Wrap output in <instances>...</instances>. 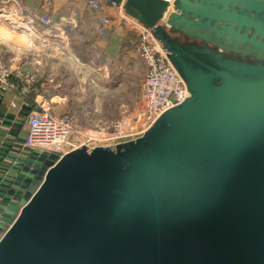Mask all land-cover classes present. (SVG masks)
I'll list each match as a JSON object with an SVG mask.
<instances>
[{"label":"water","instance_id":"95a60500","mask_svg":"<svg viewBox=\"0 0 264 264\" xmlns=\"http://www.w3.org/2000/svg\"><path fill=\"white\" fill-rule=\"evenodd\" d=\"M121 4L189 95L61 156L12 143L0 110V264H264V0Z\"/></svg>","mask_w":264,"mask_h":264},{"label":"crops","instance_id":"0c3cea01","mask_svg":"<svg viewBox=\"0 0 264 264\" xmlns=\"http://www.w3.org/2000/svg\"><path fill=\"white\" fill-rule=\"evenodd\" d=\"M100 1L103 10L93 12L86 7L84 0H0V14L4 10L11 15V18L9 15L7 18L12 27V29L0 27V47L2 50L3 47L11 50L9 57L14 62L11 66L20 72V76L13 72L17 89L5 92L2 100L3 110L13 112L18 110L11 108L10 101L20 104L21 89L29 90L28 103H43L51 112L69 106L71 103L67 102L69 93H84L87 100L75 97L78 100L76 107L83 112L86 123L89 124L84 128L92 130L100 125L98 123H110L116 119L121 120L122 128L130 127L127 116L120 114L127 110L128 101H131L126 99L130 96L128 88L132 79V65L140 60L136 53L139 37L128 22L121 0ZM35 13L49 15L58 24L57 28L49 30L46 25L35 21L33 18ZM100 16H107L110 19L102 38L97 37L95 29ZM21 17L24 26L18 25L19 21L16 22L21 20L19 19ZM17 29H22L26 35L21 37ZM22 40L27 43L26 46H31L29 48H32V43L44 46L41 49L45 55L43 58L49 62L47 70L49 73L46 72L45 82L41 81L37 73L25 75L20 66H15V62L22 60L19 56L24 54L20 50L24 42ZM57 47H61L63 51H57ZM52 49L55 53L49 54L48 50ZM52 57H61L67 66L77 65L78 69H70L64 75H55L51 70ZM98 79L111 83L112 89L108 94L115 106L113 110L115 114L95 112L102 109L103 102L96 101L98 98L94 99L89 92L94 90ZM142 82L139 84L141 93Z\"/></svg>","mask_w":264,"mask_h":264},{"label":"built area","instance_id":"2783aa9c","mask_svg":"<svg viewBox=\"0 0 264 264\" xmlns=\"http://www.w3.org/2000/svg\"><path fill=\"white\" fill-rule=\"evenodd\" d=\"M84 2L86 7L93 12L103 10L100 0H84ZM172 10L173 0H170L165 16ZM126 17L132 30L139 37L136 53L144 65L140 98L142 116L136 118L135 125L122 128V122L118 119L100 124L94 132L83 130L67 113L53 114L43 103H34V105L28 103L29 90L27 88L20 90L19 105L10 101L11 108H18L17 111L3 110L2 100L5 92L17 89L13 72H16L17 76H20V72L13 69L11 65L4 64L0 48V110L4 111L5 118L8 117L12 120L8 127L14 136V139L11 140L12 143L21 145L22 149H26L30 153L40 154L46 151L57 153L59 156L81 145L89 148L95 146L113 148L118 143L141 136L163 111L181 103L189 95L183 79L169 61L166 50L154 38L151 30L135 18L128 15ZM33 18L46 25L49 30L56 29L58 26L46 14L35 13ZM109 24L110 19L107 16L99 17L95 27L98 38H102L104 30ZM7 135H9L8 132Z\"/></svg>","mask_w":264,"mask_h":264},{"label":"rangeland","instance_id":"374dc122","mask_svg":"<svg viewBox=\"0 0 264 264\" xmlns=\"http://www.w3.org/2000/svg\"><path fill=\"white\" fill-rule=\"evenodd\" d=\"M5 11L2 10V13H4ZM7 12V11H6ZM7 15L8 12L6 13ZM126 14V13H125ZM127 15V14H126ZM11 18V15H9ZM129 16V15H128ZM8 16H0V27H8L10 29H12L11 27V22H9V18H7ZM21 19L20 20V23H22V17L19 18ZM18 22V21H17ZM13 25V24H12ZM20 26H24V25H20ZM20 35L21 37H24V35H26V33L22 30V29H17L16 30ZM15 35V34H14ZM25 39V38H23ZM24 41V40H22ZM25 41L23 42L22 44V47L20 48L21 52L24 53L22 55L19 56V58H21L22 60L20 61H17L15 62V66H20L24 72L25 75H31L33 73H37L41 79L42 82H45V75H47L49 73V71L47 72V70L49 69V62L47 60H45V58H43V52L41 51V49L44 48V46H39L37 43L34 45L32 43V48H29L31 46H26L25 45ZM38 47V48H36ZM1 48V47H0ZM57 51H63V49L61 47H57ZM80 50V49H79ZM38 53V55L36 54ZM48 53H52L54 54V50H48ZM2 54H3V57H4V64L5 65H12L14 62H12L11 60V57L10 54H11V50L6 48V47H3V50H2ZM8 55V56H7ZM61 56V55H60ZM6 57V59H5ZM37 58V59H36ZM11 61V62H10ZM67 63L65 61H62L61 57L60 58H55V57H52V63H51V70H52V73H55V75H64L66 74L70 69H78L77 65H66ZM72 64H75V63H72ZM132 79H131V84H130V88H128V92L130 93V96L127 97L126 100H131V101H128V106H127V110L126 111H123V113L120 114L123 115L125 114L127 116V119L129 120L130 124V127L134 126L135 125V122H136V118L139 116L141 117L142 116V112H141V108H140V98H141V90H140V87H139V84H140V81H143L144 79V67L141 63L140 60H138L137 62H134L133 65H132ZM47 72V74H46ZM111 83L108 82V80L106 82H103V80H96V85H94V90H90L89 94L93 96V98H98V100L96 101H101L103 102V107L101 110L97 111L95 110L96 113H108V115H112L113 113L115 114V106L113 105V101H111L109 99L110 95L108 94V91H110V89H112V87H110ZM139 91H140V94H139ZM77 94V95H76ZM76 96L78 97H83V99L87 100L85 94L83 93H69L68 94V100L67 102L70 103L69 106L67 108H59L56 112H52L53 114H57V115H60L62 114V112H66L67 115L72 118L75 123L77 124V126L83 130H86V131H96L97 130V127L93 128L92 130H88L84 127H88L89 124L86 123V116H84L83 112L78 109L76 107L77 105V99L75 98ZM58 98H56L57 100ZM64 105V104H63ZM81 106V105H80ZM76 107V109H74ZM51 111V109L49 110ZM119 116V115H118ZM130 116V117H129ZM118 120V119H116ZM114 120V121H116ZM98 124H101V123H98ZM97 124V125H98ZM92 128V127H91Z\"/></svg>","mask_w":264,"mask_h":264},{"label":"bare ground","instance_id":"6f19581e","mask_svg":"<svg viewBox=\"0 0 264 264\" xmlns=\"http://www.w3.org/2000/svg\"><path fill=\"white\" fill-rule=\"evenodd\" d=\"M6 13H7V12H4V13L0 14V16H1V17H2V16H8ZM17 21H19V22H18V25H23V24L20 23V20H16V22H17ZM22 23H23V22H22Z\"/></svg>","mask_w":264,"mask_h":264},{"label":"trees","instance_id":"16d2710c","mask_svg":"<svg viewBox=\"0 0 264 264\" xmlns=\"http://www.w3.org/2000/svg\"><path fill=\"white\" fill-rule=\"evenodd\" d=\"M32 105H34V103H32Z\"/></svg>","mask_w":264,"mask_h":264}]
</instances>
